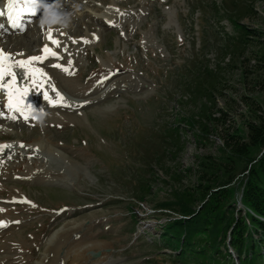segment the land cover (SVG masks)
I'll return each mask as SVG.
<instances>
[{"label":"rangeland","instance_id":"rangeland-1","mask_svg":"<svg viewBox=\"0 0 264 264\" xmlns=\"http://www.w3.org/2000/svg\"><path fill=\"white\" fill-rule=\"evenodd\" d=\"M53 1L2 40L12 50L25 41L20 51L30 54L43 30L57 36L66 27L59 43L69 71L56 81L83 103L36 97L38 117L0 115L2 141L41 139L62 155L44 157L48 175L0 177V214L9 219L0 222V261L35 264L47 238L81 222L101 242L90 251L105 257L101 264H217L193 260L204 234L185 241L186 228L171 221L181 218L186 191L223 179L225 137L245 140L248 125L264 115V0ZM108 5L120 14L112 22L93 12ZM87 34L94 38L84 43ZM237 166L227 204L242 215L237 188L246 171ZM66 174L68 184L53 181ZM198 201L186 207L196 212ZM216 242L238 264L228 242Z\"/></svg>","mask_w":264,"mask_h":264},{"label":"bare ground","instance_id":"bare-ground-1","mask_svg":"<svg viewBox=\"0 0 264 264\" xmlns=\"http://www.w3.org/2000/svg\"><path fill=\"white\" fill-rule=\"evenodd\" d=\"M1 3L5 4V6L4 9L0 8V12L4 13L3 15H0V50H2L6 56L11 55V59L7 61V64L10 66V70L14 72L16 76L15 82H13L12 77L6 75L3 82L7 85L14 84V89L19 90L17 94L13 95L12 103L14 108L18 106L20 111L9 110L8 93L12 89L5 88L0 89V115L4 117H14L16 113H20L21 115L38 117V113L42 110V108L40 107V102H35V98L37 97L41 101L45 99V102L48 103L52 100L55 101L54 98L55 95L58 96L57 93H59L58 100L65 104H70L79 108L83 101L77 103V99L74 98L76 100L75 101L71 97L66 96V92H63V89L60 87L61 84H58L59 79L58 82L56 81L57 77L67 74V72L69 71V67L67 58L63 56V50L60 46V43L59 46H57V44L53 43V40L59 42L60 37L62 36L61 38H63V32H68L67 28L60 27V29H57V36L56 33L43 30L40 37L37 38L38 43L33 45L34 49L31 50V47L29 46V49L32 52L30 54L24 51H20V47L24 48V46L26 45L23 44H27L24 43L25 41L23 40L15 42L14 47L12 44V50L10 47H6L7 45L4 46V43L6 44V42L2 40V38L4 37L2 32L10 31L11 29H13V27L16 26H21L24 22L23 19L31 16L28 11V8L30 7L27 6L22 12H20V7L23 5V0H18L17 8L10 12L8 9V0H2ZM54 5L55 2L53 0H38L37 5L35 6V10L43 13L45 8ZM82 6L83 4L78 10L82 9ZM99 8L100 7H95V10H93V12H96L98 17L103 18L105 21L112 22L114 21L112 20L113 18L116 19L120 16L117 9L113 8V6L108 5L103 10ZM82 11L83 9L78 11V13H82ZM18 12L19 17H17ZM90 16H92V13ZM46 21H48V25L51 23L49 19L41 20L42 24H45ZM7 22H12V24H9ZM49 33H51L52 39H49ZM93 38L94 36L92 34H87L83 39L84 43L86 41L89 42V40H92ZM9 40L11 42V39ZM45 47L50 49L51 52H55L56 55L53 56L50 53H46L44 51ZM32 57H40V59L37 61H33L32 64L28 66L27 71L30 74H26V69L16 66L17 62L28 61ZM48 61H50L51 64H48ZM62 62H64V65L62 64ZM56 65H60V67H57ZM118 84L119 83H117V85ZM67 88H65L66 91ZM114 88L115 86H110L105 92H112ZM52 89L56 90L53 94ZM63 94L65 96H63ZM67 94L71 95L70 93ZM45 95H47V99L45 98ZM60 96L63 97V100L59 98ZM87 102L88 101H86V103ZM1 139L2 138H0V140ZM4 145H7L8 147H0V177H14L19 176V174L22 175L27 173L32 175L36 174L37 172H39V175H48L49 173L44 165L45 162L43 163L44 157L56 156L62 158V155L56 150L55 147L44 145L41 139L36 141L1 140L0 146ZM12 151L14 153H12ZM36 158L39 159V161H37ZM53 181L65 185L68 184L71 179L68 177V174L59 177H56L55 175ZM6 220L9 219L4 217L3 214H0V222L5 223L7 222ZM87 228L88 226H82L80 222L76 225L75 229H68L63 232L56 231V233H53V235H51L49 239L47 238L48 241L46 240L47 243L41 254V258H39L37 262H35V264H101L102 262H104L105 257L100 255L101 257H97L98 259H94L90 255V251L99 249L98 246H100L101 242L98 240H90V235L87 234L88 232L84 231ZM1 231L2 230L0 229V232ZM80 232H82V234L80 236H76L77 233ZM59 250L61 251L60 257L57 256V252ZM0 264H5V262L0 261Z\"/></svg>","mask_w":264,"mask_h":264},{"label":"trees","instance_id":"trees-1","mask_svg":"<svg viewBox=\"0 0 264 264\" xmlns=\"http://www.w3.org/2000/svg\"><path fill=\"white\" fill-rule=\"evenodd\" d=\"M243 34L248 32L243 31ZM193 118V116L189 118L191 123L194 122ZM175 143H178L177 138ZM224 145L229 149L228 154L224 158L225 162L218 164L223 179L219 180L216 186L204 185L199 186L194 192L186 191L184 197L178 198L180 204L177 212L181 214V218L173 219L171 223L173 222V227L183 225L186 228L182 237L185 241L190 234H204L206 239L204 244L198 243L193 246L200 251L192 254L194 256L192 258H195L193 260H201L206 256L215 260L217 264L221 262L229 264L230 262L226 260H230L229 253L225 251L223 255L216 248L218 245L216 241L226 240L228 246L237 254L238 264H260L264 257V115L258 123L248 125L245 140L235 133H230L225 137ZM254 149H258V152L252 155L250 152ZM238 162L243 163L242 168L246 171L237 188L240 194L239 203L244 209L242 215L239 209L235 213L233 207L227 204L230 192L234 190L231 182ZM219 185L220 188L214 190ZM193 198L199 200L196 212L186 207V202ZM163 206L171 208L167 204ZM186 217L188 219H184ZM167 233L171 234L169 240L172 242L175 234L169 229ZM180 246H183L182 240ZM174 249H178V246L175 245Z\"/></svg>","mask_w":264,"mask_h":264},{"label":"snow or ice","instance_id":"snow-or-ice-1","mask_svg":"<svg viewBox=\"0 0 264 264\" xmlns=\"http://www.w3.org/2000/svg\"><path fill=\"white\" fill-rule=\"evenodd\" d=\"M38 3V0H23V5L20 7V12H22L24 10L25 7H27L28 5H32L33 7L31 8H28V11H29V14H32V15H35V5ZM17 5H18V0H8V9L9 11H13L14 9L17 8ZM4 13L0 12V15H3ZM17 17H19V12L17 13ZM49 39H52L51 37V33H49ZM53 43L57 44V46H59V42L58 41H55L53 40ZM44 51L46 53H50L51 55L55 56L56 53L55 52H51L50 49H48L47 47H45ZM11 59V55H5L3 53L2 50H0V89H5V88H10L12 89L11 91H9L8 93V108L10 111H20L19 107H15L13 106V103H12V98H13V95L17 94V92L19 90L17 89H14V84L13 85H7L5 84L3 81H4V77L7 75V76H11L12 77V80L13 82H15V79H16V76H15V73L12 72L10 70V66L7 64V61ZM40 57H32L30 58L28 61H20V62H17L16 66L17 67H20V68H24L26 69V74H30L28 73L27 69H28V66L32 64L33 61H37L39 60ZM57 67H60V65H56ZM67 70V69H65ZM26 92V90H25ZM57 95L59 96V93H57ZM45 98L47 99V95H45ZM61 100H63V97L60 96L59 97ZM25 119H27V117H25ZM0 147H8L7 145H4V146H0ZM0 211H3L2 209H0ZM4 226L2 223H0V227Z\"/></svg>","mask_w":264,"mask_h":264},{"label":"water","instance_id":"water-1","mask_svg":"<svg viewBox=\"0 0 264 264\" xmlns=\"http://www.w3.org/2000/svg\"><path fill=\"white\" fill-rule=\"evenodd\" d=\"M98 254V252H95L93 255L95 256V255H97Z\"/></svg>","mask_w":264,"mask_h":264}]
</instances>
